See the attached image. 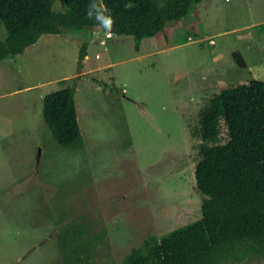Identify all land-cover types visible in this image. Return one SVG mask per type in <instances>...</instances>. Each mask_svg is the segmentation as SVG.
Returning a JSON list of instances; mask_svg holds the SVG:
<instances>
[{
	"label": "rangeland",
	"instance_id": "obj_1",
	"mask_svg": "<svg viewBox=\"0 0 264 264\" xmlns=\"http://www.w3.org/2000/svg\"><path fill=\"white\" fill-rule=\"evenodd\" d=\"M91 32L43 33L0 61V264H64L57 234L75 223L94 241L85 264H123L149 235L200 218L201 110L223 86L264 80V0H201L138 49L131 34L99 43ZM73 78L83 136L76 149L51 136L40 97ZM40 82L47 85L34 88ZM227 138L221 119L218 142Z\"/></svg>",
	"mask_w": 264,
	"mask_h": 264
},
{
	"label": "trees",
	"instance_id": "obj_2",
	"mask_svg": "<svg viewBox=\"0 0 264 264\" xmlns=\"http://www.w3.org/2000/svg\"><path fill=\"white\" fill-rule=\"evenodd\" d=\"M0 0V21L6 37L0 39V61L23 52L43 33L83 30L97 25L86 18L90 0ZM201 0H97L115 17L112 32L131 34L135 47L143 37L165 31L168 21L188 14ZM131 5L125 8L124 5ZM88 40L79 50L78 63L86 54ZM236 63L246 66L239 50ZM64 79H61V81ZM77 81L43 96V117L51 136L65 147L83 146L75 102ZM228 138L218 142L220 121ZM200 158L194 168L202 193L201 217L161 235H149L133 247L123 264H223L244 258H264V80L223 86L201 110ZM84 224H67L57 234L64 264H85L90 259L92 238L83 239Z\"/></svg>",
	"mask_w": 264,
	"mask_h": 264
},
{
	"label": "clouds",
	"instance_id": "obj_3",
	"mask_svg": "<svg viewBox=\"0 0 264 264\" xmlns=\"http://www.w3.org/2000/svg\"><path fill=\"white\" fill-rule=\"evenodd\" d=\"M124 7L127 9L130 8L131 5L125 4ZM85 15L89 20L95 19L97 28L104 30L109 35L111 34L112 27L115 23V17L108 9L107 5L98 4L97 0H90Z\"/></svg>",
	"mask_w": 264,
	"mask_h": 264
},
{
	"label": "crops",
	"instance_id": "obj_4",
	"mask_svg": "<svg viewBox=\"0 0 264 264\" xmlns=\"http://www.w3.org/2000/svg\"><path fill=\"white\" fill-rule=\"evenodd\" d=\"M91 37H90V39H92V41H96V42H99V43H104L105 42V38H106V32L104 31V30H102V29H99V28H97V25H95L94 27H92V29H91ZM113 37H114V39H115V41H118L119 39H120V35H115V33H114V35H113ZM108 38V37H107ZM88 48V47H87ZM86 48V54H85V56H84V58L82 59V66H83V68H85L84 67V65H85V62L90 58V55H89V53H88V49ZM96 55H98V53L96 52L95 53V56ZM110 63H105V64H100V65H98V66H96V67H103V66H108ZM92 69V68H91ZM88 72V70L87 69H82V70H80V71H78V72H76V73H78V74H81V73H83V75H84V73H87ZM77 74V75H78ZM81 76V77H84V76ZM69 78L70 76H63V77H61V78ZM61 78H59V79H61ZM49 83V82H48ZM51 83V82H50ZM43 85H47V82H45V83H42V82H40V85H36L34 88H40V87H42ZM28 87H30V86H28ZM29 89H31V88H29ZM48 93V92H47ZM46 94V93H45ZM44 94V95H45ZM43 95V96H44ZM43 96H42V94H40V97H42L43 98Z\"/></svg>",
	"mask_w": 264,
	"mask_h": 264
},
{
	"label": "built area",
	"instance_id": "obj_5",
	"mask_svg": "<svg viewBox=\"0 0 264 264\" xmlns=\"http://www.w3.org/2000/svg\"><path fill=\"white\" fill-rule=\"evenodd\" d=\"M113 36V32L111 31V34L109 35L108 33H106V37H112ZM209 42H213V39H210Z\"/></svg>",
	"mask_w": 264,
	"mask_h": 264
},
{
	"label": "water",
	"instance_id": "obj_6",
	"mask_svg": "<svg viewBox=\"0 0 264 264\" xmlns=\"http://www.w3.org/2000/svg\"><path fill=\"white\" fill-rule=\"evenodd\" d=\"M115 35H118V34L115 33Z\"/></svg>",
	"mask_w": 264,
	"mask_h": 264
}]
</instances>
